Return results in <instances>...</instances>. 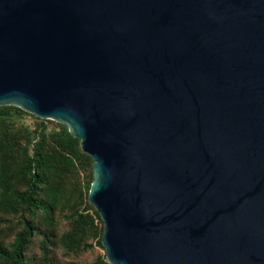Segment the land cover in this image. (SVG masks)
<instances>
[{
    "label": "water",
    "instance_id": "obj_1",
    "mask_svg": "<svg viewBox=\"0 0 264 264\" xmlns=\"http://www.w3.org/2000/svg\"><path fill=\"white\" fill-rule=\"evenodd\" d=\"M93 161L110 264H264V0H0V107Z\"/></svg>",
    "mask_w": 264,
    "mask_h": 264
},
{
    "label": "trees",
    "instance_id": "obj_2",
    "mask_svg": "<svg viewBox=\"0 0 264 264\" xmlns=\"http://www.w3.org/2000/svg\"><path fill=\"white\" fill-rule=\"evenodd\" d=\"M26 115L37 120L33 128L19 120ZM93 166V159L83 152L81 141L66 125L39 119L16 106L0 107V225L22 227L9 247L0 243V264L34 261L27 258V252L37 236L43 237L40 250L44 256L49 254L54 245L50 229L56 224L68 185L80 178L79 170H84L91 177L87 184L90 193ZM89 208L101 218L94 206ZM69 218L71 229L62 237L63 245L69 253L90 250L92 244L84 242L90 235L82 240L81 231L84 227L95 229L93 218L79 210ZM104 229L98 241L103 248ZM92 264L110 263L107 256H100Z\"/></svg>",
    "mask_w": 264,
    "mask_h": 264
},
{
    "label": "rangeland",
    "instance_id": "obj_3",
    "mask_svg": "<svg viewBox=\"0 0 264 264\" xmlns=\"http://www.w3.org/2000/svg\"><path fill=\"white\" fill-rule=\"evenodd\" d=\"M19 120L32 128L34 127V123L37 122L35 118L28 115L20 118ZM50 128L53 129L54 125L51 124ZM78 172L80 178L72 180L69 183L67 191L60 203V207L57 210L56 224L50 229L51 232L49 235L50 237H54V245L49 248V254L44 256L40 250V243L43 237L37 236L32 241L27 252V258L34 261H29L27 264H92L98 257L106 256L105 248L98 245V241L101 238V233L103 232L105 225L102 223L101 218L95 213V211L89 208V205L91 204L89 202L87 184L91 177L89 173H86L84 170H79ZM76 210L84 212L87 215H91L95 229L93 227H84L81 231L83 236L82 240L85 239V236L90 235L89 239L84 240V242L92 244L90 250L80 253H69L63 245L62 237L69 233L71 229V220L69 217L73 211ZM5 219L7 220L11 218L5 217ZM21 229L22 227L1 224L0 243L5 247H9L14 242L17 232Z\"/></svg>",
    "mask_w": 264,
    "mask_h": 264
}]
</instances>
